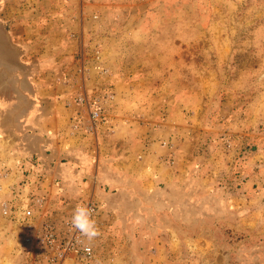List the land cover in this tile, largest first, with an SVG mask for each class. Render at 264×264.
Here are the masks:
<instances>
[{"label":"rangeland","instance_id":"374dc122","mask_svg":"<svg viewBox=\"0 0 264 264\" xmlns=\"http://www.w3.org/2000/svg\"><path fill=\"white\" fill-rule=\"evenodd\" d=\"M0 28L68 109L65 145L0 174V264H264V0H0Z\"/></svg>","mask_w":264,"mask_h":264},{"label":"crops","instance_id":"0c3cea01","mask_svg":"<svg viewBox=\"0 0 264 264\" xmlns=\"http://www.w3.org/2000/svg\"><path fill=\"white\" fill-rule=\"evenodd\" d=\"M26 65L27 61L22 53L19 52V46L13 41L12 37L10 38L6 29L2 30L0 28V84L3 85L5 92L3 97L0 98V111L8 113V115L10 113L14 114L11 122L9 121L10 124L0 125V130L3 128L4 131L2 132L5 138L11 144L14 143L16 145V149L7 154V157H9L7 159L8 164L6 162L3 166L1 162L0 174H4L6 181L11 182V185L14 183V188L18 187V181L22 180V175L25 174V171L30 169L31 166L28 163L30 158L36 157L40 159V152L47 155L46 151L49 150V147L54 149L52 147L56 143L62 146L65 141H68L66 137L60 135L62 129L65 130L66 127L63 126V122H60V114L63 117V114L67 113L68 109L63 107L64 110H61L60 106L55 107L56 103L60 102L59 97L51 94L44 96V93L42 94L44 91L50 92L51 90L48 91L47 86L45 87L42 82L36 84L34 81L35 83H33L31 72L26 70ZM48 99L52 102L55 101L54 106H46L50 101ZM53 120H56L55 126L52 125ZM34 139L39 146H34L33 151L29 152L27 151V146H30L29 144H32L31 140ZM51 155L52 153L49 154V156ZM68 155L70 156L71 154ZM61 156L64 157L62 154L57 157L52 156V159L57 161L55 168L65 169L61 173V179L64 182H70L69 179L72 176L78 178L76 172L73 171L72 164L69 163L70 161L66 163L60 162ZM14 158H17V161ZM113 180L111 178L110 183ZM114 181L116 183V180Z\"/></svg>","mask_w":264,"mask_h":264},{"label":"clouds","instance_id":"9594fccd","mask_svg":"<svg viewBox=\"0 0 264 264\" xmlns=\"http://www.w3.org/2000/svg\"><path fill=\"white\" fill-rule=\"evenodd\" d=\"M69 231H75L89 243L101 235L100 229L93 218V210L83 204H77L73 209ZM85 251H91V249L86 247Z\"/></svg>","mask_w":264,"mask_h":264},{"label":"built area","instance_id":"2783aa9c","mask_svg":"<svg viewBox=\"0 0 264 264\" xmlns=\"http://www.w3.org/2000/svg\"><path fill=\"white\" fill-rule=\"evenodd\" d=\"M94 117L98 116V112H94L93 114ZM4 212L6 213V208H4ZM54 234L50 231V229L46 228L45 234H44V238L45 240L49 241V242H54ZM26 241L28 242V240L26 239ZM73 247V244H67V248L68 250H71ZM88 252V251H87Z\"/></svg>","mask_w":264,"mask_h":264}]
</instances>
